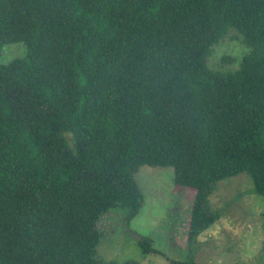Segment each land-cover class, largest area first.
<instances>
[{"label":"trees","instance_id":"16d2710c","mask_svg":"<svg viewBox=\"0 0 264 264\" xmlns=\"http://www.w3.org/2000/svg\"><path fill=\"white\" fill-rule=\"evenodd\" d=\"M231 30L250 51L213 70ZM142 166L195 190L190 241L221 181L264 198V0H0V264H139L101 258L98 222L136 217Z\"/></svg>","mask_w":264,"mask_h":264},{"label":"rangeland","instance_id":"374dc122","mask_svg":"<svg viewBox=\"0 0 264 264\" xmlns=\"http://www.w3.org/2000/svg\"><path fill=\"white\" fill-rule=\"evenodd\" d=\"M2 62L23 57V43L3 46ZM250 48L229 34L214 47L208 60L213 70H236ZM233 61H226V60ZM144 203L129 223L128 210L113 209L98 222L103 237L98 253L105 261L139 264H172L193 260L200 264H264V198L254 192L247 174L223 180L210 198L220 218L195 241L189 240V225L195 190L179 187L173 167L142 166L135 174ZM140 238L150 239L154 251L143 254Z\"/></svg>","mask_w":264,"mask_h":264}]
</instances>
